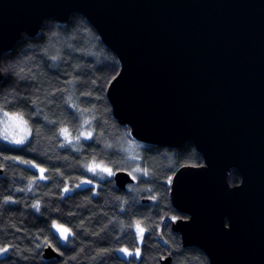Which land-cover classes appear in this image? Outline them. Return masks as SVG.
Returning a JSON list of instances; mask_svg holds the SVG:
<instances>
[{
	"label": "water",
	"instance_id": "obj_1",
	"mask_svg": "<svg viewBox=\"0 0 264 264\" xmlns=\"http://www.w3.org/2000/svg\"><path fill=\"white\" fill-rule=\"evenodd\" d=\"M75 12L118 56L106 93L114 118L141 143L192 141L204 157L171 178L170 201L187 216L171 221L183 246L210 264H264V0H0V58L46 19ZM113 172L120 189L135 183Z\"/></svg>",
	"mask_w": 264,
	"mask_h": 264
},
{
	"label": "trees",
	"instance_id": "obj_2",
	"mask_svg": "<svg viewBox=\"0 0 264 264\" xmlns=\"http://www.w3.org/2000/svg\"><path fill=\"white\" fill-rule=\"evenodd\" d=\"M41 26L0 58V110L19 114L30 133L16 145L0 138V247H8L0 264H160L168 254L170 264H210L171 228L187 217L170 201L171 178L180 166L203 164L202 154L192 141L179 148L141 143L114 118L106 93L121 65L86 16ZM93 164L130 171L135 183L120 189L113 175L90 173ZM229 177L241 181L235 169ZM54 221L70 229L66 242ZM47 246L59 257L45 258ZM121 247L139 254L121 256Z\"/></svg>",
	"mask_w": 264,
	"mask_h": 264
},
{
	"label": "rangeland",
	"instance_id": "obj_3",
	"mask_svg": "<svg viewBox=\"0 0 264 264\" xmlns=\"http://www.w3.org/2000/svg\"><path fill=\"white\" fill-rule=\"evenodd\" d=\"M5 113L8 112H3L0 110V138L4 141H7L11 144H21L23 142H25L27 140V138L29 137L30 133H29V126L27 124V122H24L23 119L21 121L19 120H10L7 117H5ZM10 116L13 115L11 113H8ZM22 141L20 143H17V141ZM28 165H30L31 167H33L34 169H36V171L38 172V174L40 175V177L45 178L46 175H44V171L41 172V169L44 170V168L42 166H38L37 164H34L32 162L28 163ZM105 169H108L107 167L101 166L99 164H93L90 168V173H94L99 177H103V175H109L108 171H105ZM113 175L114 172H111ZM69 190V189H68ZM65 190V191H68ZM52 227L55 230V232L58 234L59 238H61L62 242H66L69 239V236L71 235V231L68 227H66L65 225H61L59 224L57 221H54L52 223ZM141 227V226H140ZM142 228V227H141ZM64 229H68V233H66L65 235H62V231ZM138 232V229H137ZM138 234L140 235V238L142 237L141 234L138 232ZM66 237V238H65ZM6 248L8 249V247H0V249ZM122 249H127V253L122 251ZM118 253L121 256L127 257L132 255V254H136L137 250H130L128 248L125 247H121L118 250ZM7 253V251L5 252H0V257L5 255Z\"/></svg>",
	"mask_w": 264,
	"mask_h": 264
},
{
	"label": "snow or ice",
	"instance_id": "obj_4",
	"mask_svg": "<svg viewBox=\"0 0 264 264\" xmlns=\"http://www.w3.org/2000/svg\"><path fill=\"white\" fill-rule=\"evenodd\" d=\"M53 59H55V57H53ZM5 117H7L8 119H10V120H14V121H16V120H19V121H21V122H23L22 121V117H20V115L19 114H13V115H9L8 113H5ZM85 123L87 124L88 123V121L87 120H85ZM61 132L65 135V137L67 138L68 137V130L66 129V128H64V129H61ZM87 135H91V133H88ZM20 142H22V141H17V143H20ZM44 170L43 169H41V172H43ZM105 171H108L109 172V175H111L112 173H111V171L109 170V169H105ZM136 171H140V169H136ZM67 190V189H66ZM137 229H138V232L141 234V236L143 235V232H144V229L143 228H141L140 227V225H139V222H137ZM68 229H64L63 231H62V235H65L66 233H68ZM66 238V237H65ZM5 251H7V249L6 248H3V249H0V252H5ZM122 251H124V252H126L127 253V249H122ZM137 254H139V249H137Z\"/></svg>",
	"mask_w": 264,
	"mask_h": 264
}]
</instances>
